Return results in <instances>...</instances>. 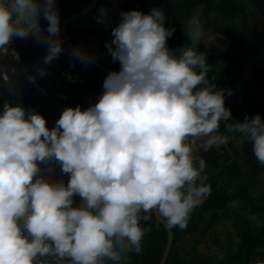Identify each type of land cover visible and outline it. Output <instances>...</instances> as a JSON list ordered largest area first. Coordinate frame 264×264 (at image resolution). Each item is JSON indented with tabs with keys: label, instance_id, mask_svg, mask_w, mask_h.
I'll return each instance as SVG.
<instances>
[{
	"label": "clouds",
	"instance_id": "9594fccd",
	"mask_svg": "<svg viewBox=\"0 0 264 264\" xmlns=\"http://www.w3.org/2000/svg\"><path fill=\"white\" fill-rule=\"evenodd\" d=\"M41 15L48 21L44 62L58 58L55 0H0V54L14 38L40 35ZM121 16L106 45L121 70L105 78L97 103L67 107L51 129L22 105L5 103L0 111V264H40L45 257L120 264L126 252L142 251L149 229L141 221L151 213L183 230L211 194L202 181L206 162L189 140L206 138L209 148L227 142L217 134L221 122L232 120L225 104L232 92L208 79L206 54L197 51L202 32L190 22L191 46L177 52L168 47L175 29L165 27L161 8ZM225 126L251 141L264 166V119L257 114ZM52 160L67 183L41 175V164Z\"/></svg>",
	"mask_w": 264,
	"mask_h": 264
},
{
	"label": "trees",
	"instance_id": "16d2710c",
	"mask_svg": "<svg viewBox=\"0 0 264 264\" xmlns=\"http://www.w3.org/2000/svg\"><path fill=\"white\" fill-rule=\"evenodd\" d=\"M90 1L57 0L55 8L59 10V38L63 46L60 64L48 63L47 68L44 69L46 72L44 76H40L38 70L36 71L37 77L52 96L61 93L69 94L65 103L70 106H80L84 110L91 106L99 95L107 73L101 67L83 60L72 51L64 41L62 22L69 15L84 9ZM133 5L124 3L121 9L123 12L139 10L145 14L153 8L163 10L166 16L165 27L175 29L167 42L168 47L173 51L178 52L182 47L191 46L187 33L182 32L184 26L178 27L185 17L191 16L189 14H192V17L205 18L202 25L205 30L213 28L212 32L217 33L220 38H231L230 50L218 49V53H211L206 58L210 68L207 74L208 79L218 89L232 92L231 99L228 98L227 92L225 93V104L232 112V120L221 122L219 133L233 139V152L231 153L227 147L220 149L213 147L203 153L206 169L202 181L210 186L211 194L190 214L185 229L173 228L174 238L166 264H245L251 260H264V221L259 224L251 218L254 214L264 215V193L256 197L248 195L250 187L261 183L264 166L256 160L251 141L239 132H228L225 126L226 123L244 122L241 109L248 114L249 118L259 114L264 119V45L252 40L251 32L246 26L237 37L231 33L233 20L238 21L245 16V20L251 23L257 18V14L264 16V0H141L140 8L135 9ZM193 11L196 14H193ZM117 25L105 30H92L69 23L67 29L78 48L89 56L95 57L89 47L90 37L96 35L105 44L106 36L109 34L111 36L109 41H112L114 39L112 31ZM28 48L27 46L25 54L27 59L42 56L38 48L29 52ZM109 57L110 61L107 65L113 72H119L118 62L112 61L111 54ZM247 60L253 64L252 74L235 81V75L239 73L242 64ZM84 63L86 67L83 66ZM65 68L79 73L84 81H66L61 75V71ZM20 78V74L16 73L14 82L0 79L4 99L9 100L13 106L22 105L29 111H36L46 118L49 129L53 128L64 109L51 115L48 97L36 93V90L30 87H22L23 93L20 94L16 90L18 86H21ZM228 78L229 82L224 84L223 81ZM238 138L243 141L240 147H235L234 141ZM69 178L67 175L65 183ZM74 199L78 206L80 197L77 195ZM233 202L235 206H230ZM150 215L151 218L148 221H141V226L149 229L142 240V251L139 254L126 252L122 264H160L168 241V230L154 212ZM226 216L234 218L236 234L240 237L236 244L237 248L234 247L237 240L235 241L232 235L226 237L228 242L224 245L220 239V233L216 231ZM211 231L214 235L212 242L221 248V254L216 251L208 253L198 247ZM106 264H114V262L107 261Z\"/></svg>",
	"mask_w": 264,
	"mask_h": 264
},
{
	"label": "crops",
	"instance_id": "0c3cea01",
	"mask_svg": "<svg viewBox=\"0 0 264 264\" xmlns=\"http://www.w3.org/2000/svg\"><path fill=\"white\" fill-rule=\"evenodd\" d=\"M124 3L134 4L133 7L135 9H138L141 7V0H97L93 4V6L91 7V9L89 11H87L86 13L82 14L81 16L77 17L76 19H74L72 22H69V23L72 25L88 27L89 29H92V30H105V29H107L113 25L120 23V21L122 19L121 13H123V11L121 9V5ZM55 5H57V0H55ZM84 9H82V10H84ZM101 9L106 10V14H104V22H98V19L102 16V13L100 11ZM44 21H45V19L41 15V17L39 18V26L41 24H43ZM186 23L189 24L190 21L188 20ZM198 28H199V26H198ZM46 35H47V32H41L40 35L29 34L27 37L16 38V39H17V42L22 47H24L25 54L27 52V46L29 47L28 52L31 50L35 51L38 48V52L42 56H37V57H43L45 59V56L47 55V52H48V44L45 42L43 37H45ZM203 35H202V37H203ZM110 37L111 36L108 34L106 36V39H105V44H103V42H101V40L99 39L98 36L92 35L90 37V42H89V44H90L89 47L91 48V52L93 53L95 58L99 59L100 61H102L106 65L110 61V57H109L110 53L108 52V48L106 47L107 44L111 43V41H109ZM63 38H64V36H63ZM225 39H227V38H225ZM202 40L204 42L205 38H203ZM199 45H201V44H199ZM199 45L197 46L198 48H200ZM114 47H115V45H113V48ZM25 54H24V57H25ZM32 58H34V57H31L29 59H27L25 57L26 60H30ZM83 60H85V59H83ZM85 61H87V60H85ZM52 62H57L58 64H60V56L56 59H53ZM87 62H89V61H87ZM117 62H118L117 65H119V70H121L120 63H119V61H117ZM83 66L86 67L87 66L86 63H84ZM16 67H17V63H16L14 58L6 57L4 54H0V79H3L4 74H7L9 77L8 81L14 82V75L16 73L20 74L21 78L19 81L21 82V86H18L16 88V90L20 94H22L23 93L22 87H27V86L22 84V80L24 78V75L22 72H20L18 69H16ZM68 70L70 71V73L66 74V77H65V75L63 73L68 71ZM61 75L63 76V78L66 81H71V82L84 81V79L80 76V74L77 72H74L72 69L65 68L63 71H61ZM30 88H33V87H30ZM48 99H49V109H50L51 115H54V112L56 113L60 109H58L54 106V104L50 98H48ZM0 101L2 102V104L0 105V109L3 108L5 103L11 104L9 100L4 99V90L1 87H0ZM83 104H86V102H83ZM83 106L85 107V105H83ZM82 110H84V109H82ZM217 135L224 137V135L221 133H218ZM227 138H228L227 142L220 143V144H218L216 146H212L210 148L214 147L216 149H220V148L227 147V149L232 153L231 149L233 148L232 147L233 139L230 137H227ZM189 143L193 148V152H194V155L196 156L197 160L201 159V158L203 159V153L206 150L210 149L206 144V138L190 139ZM231 159H233L232 156H231ZM40 167H41V175L44 176L45 178L51 179L53 181L63 180L65 182L67 175H65L61 172V167H60L58 162H56L54 160L46 161L43 164H41ZM204 175H205V172H204L203 176ZM80 203H81V198H80L79 204ZM123 261H124V259L121 261V264L123 263ZM58 264H67V261H61Z\"/></svg>",
	"mask_w": 264,
	"mask_h": 264
},
{
	"label": "rangeland",
	"instance_id": "374dc122",
	"mask_svg": "<svg viewBox=\"0 0 264 264\" xmlns=\"http://www.w3.org/2000/svg\"><path fill=\"white\" fill-rule=\"evenodd\" d=\"M202 9H200L201 11ZM193 14H196V12L193 11ZM191 16H188L187 18L185 17L184 20H182L181 23H179L178 27L181 28L184 26V30L182 32L187 33L186 27L188 23H186L188 20L190 22H195V25L198 27L199 30L202 32L203 37H201V41L197 51L199 52H204L207 55H210L211 53H218V49L222 50H230L232 47L231 45V38H220L219 35L213 31V28L210 30H205L203 28V22L206 20L205 18L201 17H196L193 16L192 14H189ZM245 16H242L238 21L233 20L232 26H231V33L233 35H236V37L239 35L240 31L244 29L246 26L247 29L250 30L251 35H252V40L255 41L258 44L264 45V16L262 14H257V18L252 20L251 23H248L247 20H245ZM203 38H205L203 42ZM183 48V47H182ZM253 64L250 62V60L245 61L241 68L240 71L237 75H235L234 79L235 81L240 79V78H247L249 75L252 74ZM219 73V72H218ZM220 74V73H219ZM230 78V77H229ZM224 80L223 83L229 82L230 79ZM228 98L231 99V95H228ZM241 109V108H240ZM241 112L243 113V119L245 120V117L248 116V114L241 109ZM242 139L238 138L234 141V146L235 147H240L242 144ZM233 152V148L231 149ZM232 174V173H231ZM261 183L257 186H252L248 190V195H252L256 197L257 195H261L264 193V172L261 174ZM251 218L254 220V222L257 223H262L264 221V215L260 214H254L251 215ZM264 223V222H263ZM216 231L220 233V239L223 241V244L226 245L225 242H228L226 240V237L229 235H232L234 237V240L236 241L234 247L237 248L236 244L240 237L236 234V227L234 224V218L232 219L231 217H224L221 224L217 227ZM212 231L209 232V234L206 236L205 241L201 242L198 247L200 250L212 253V252H218L221 254L222 250L220 247H218L216 244L212 242V237H213ZM190 248V247H189Z\"/></svg>",
	"mask_w": 264,
	"mask_h": 264
},
{
	"label": "built area",
	"instance_id": "2783aa9c",
	"mask_svg": "<svg viewBox=\"0 0 264 264\" xmlns=\"http://www.w3.org/2000/svg\"><path fill=\"white\" fill-rule=\"evenodd\" d=\"M47 27H48V21L45 20L43 24L40 25L41 32H47ZM25 54V49L22 47L18 42L17 39L14 38L12 42L9 45L7 54H4L6 57L14 58L17 67L20 72L23 73L24 78L22 80V84L27 86V87H33L37 93H41L48 98H50L54 104V106L58 109H66L67 107H73L75 108L76 106H70L65 103V100L68 99L69 94L61 93L58 94L57 96H52L47 87L41 83L39 78L36 75V71L39 69H46L48 64H45L44 58L43 57H34L30 60H26L24 57ZM70 71H66L63 74L66 77V74H69ZM35 77L33 80L32 78ZM0 109V111H2ZM61 261L56 258V257H45L41 258L40 264H58Z\"/></svg>",
	"mask_w": 264,
	"mask_h": 264
},
{
	"label": "water",
	"instance_id": "95a60500",
	"mask_svg": "<svg viewBox=\"0 0 264 264\" xmlns=\"http://www.w3.org/2000/svg\"><path fill=\"white\" fill-rule=\"evenodd\" d=\"M97 0H91V2L88 4V6L78 12V13H74V14H71L69 15L68 17H66L63 22H62V33H63V36H64V40L65 42L67 43V45L72 49V51L77 55L79 56L80 58L81 55L80 53H84L82 52L74 43L73 41L71 40V37L69 36V33H68V30H67V25L69 22H72L74 19H76L77 17L81 16L82 14L86 13L87 11H89L91 9V7L93 6V4L96 2ZM85 54V53H84ZM82 59H85L87 61H89L90 63H93V64H96L98 65L99 67H101L102 69H104V71L107 73V76L109 73L112 72V70L106 65L104 64L102 61H100L99 59L95 58V57H92V56H89L87 54L84 55V58ZM104 91V88L102 87L99 95L97 96V98L94 100V102L91 104L94 105L95 103L98 102V97L103 93ZM155 213V212H154ZM156 217L165 225V227L167 228L168 230V241H167V245H166V248L164 250V254L162 256V259L160 261V264H166V261L168 259V256H169V253H170V250H171V247H172V243H173V238H174V230L173 228H170L167 226L166 222L163 221L160 217H158V215L155 213ZM245 264H264V260L262 259H257V260H251L249 261L248 263H245Z\"/></svg>",
	"mask_w": 264,
	"mask_h": 264
}]
</instances>
